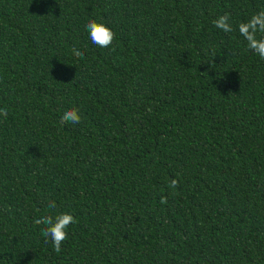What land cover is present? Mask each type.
<instances>
[{
  "label": "trees",
  "instance_id": "16d2710c",
  "mask_svg": "<svg viewBox=\"0 0 264 264\" xmlns=\"http://www.w3.org/2000/svg\"><path fill=\"white\" fill-rule=\"evenodd\" d=\"M260 10L0 0V264H264V59L238 31ZM49 212L75 217L59 252L34 223Z\"/></svg>",
  "mask_w": 264,
  "mask_h": 264
},
{
  "label": "clouds",
  "instance_id": "9594fccd",
  "mask_svg": "<svg viewBox=\"0 0 264 264\" xmlns=\"http://www.w3.org/2000/svg\"><path fill=\"white\" fill-rule=\"evenodd\" d=\"M213 22L217 28L225 33L233 31V24L230 22V15L227 13L218 16ZM85 27L92 44L100 48H108L112 45L115 39V33L105 23L96 19H89ZM238 31L247 42V48L261 59H264V10L257 11L246 21L240 22L238 24ZM72 53L76 57L81 58L84 55L83 51L75 47L72 49ZM7 115V109L0 108V117L6 118ZM60 120L64 124H79L81 122L79 109L76 107L65 109L60 116ZM169 186L176 188L178 181L174 178L171 179ZM160 202L166 204L167 198L161 196ZM47 207L50 210H55L57 206L54 201L50 200L48 201ZM75 222V217L70 212H49L34 220L35 224L44 226L42 235L45 237V242L50 241L54 250L57 252L61 250L62 244L68 238L67 230L69 225Z\"/></svg>",
  "mask_w": 264,
  "mask_h": 264
}]
</instances>
